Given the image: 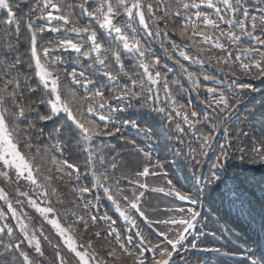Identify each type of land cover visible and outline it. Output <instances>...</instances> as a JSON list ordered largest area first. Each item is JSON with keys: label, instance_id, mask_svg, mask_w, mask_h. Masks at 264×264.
I'll list each match as a JSON object with an SVG mask.
<instances>
[{"label": "rangeland", "instance_id": "rangeland-1", "mask_svg": "<svg viewBox=\"0 0 264 264\" xmlns=\"http://www.w3.org/2000/svg\"><path fill=\"white\" fill-rule=\"evenodd\" d=\"M6 0H0V10L2 8H6ZM8 131L6 130V127L1 119V116H0V158L2 161H14L16 163H19V164H22L25 163L26 160L23 159V157L21 156V154L19 153V151L17 150V153L19 154L20 156V159L21 161L18 159V157L16 156V154L14 153V150L11 148L12 144H14L16 146V144L14 143V141L12 140L11 137L8 136ZM6 155V156H5ZM6 194L3 192V189L2 187H0V198H6ZM11 209L9 210L10 213L15 217V215L18 217V215L20 216V219L22 220V215H20V213L18 212V210H16L15 208L13 207H10ZM14 212V214H13ZM52 222V225L53 227H55V230L57 231V234L61 235V231H62V226L61 224H59L55 219H52L51 220ZM27 223V218H24L22 224L23 225H26ZM61 238L63 239L64 241V237L61 236ZM35 241H37V239H34ZM69 248L73 251L76 252L75 250V245H74V242L73 243H70L69 245ZM77 253V252H76ZM78 254V257L85 263V264H88V259L86 258L85 256V253L84 254ZM28 260H33V257L30 255L28 257Z\"/></svg>", "mask_w": 264, "mask_h": 264}, {"label": "trees", "instance_id": "trees-1", "mask_svg": "<svg viewBox=\"0 0 264 264\" xmlns=\"http://www.w3.org/2000/svg\"><path fill=\"white\" fill-rule=\"evenodd\" d=\"M12 91H13V90H12ZM36 153H37V152H36ZM42 171L46 172V170H45V169H43V168H42Z\"/></svg>", "mask_w": 264, "mask_h": 264}]
</instances>
